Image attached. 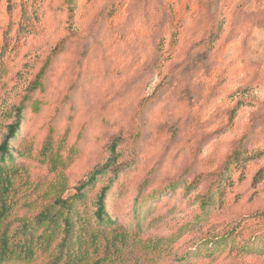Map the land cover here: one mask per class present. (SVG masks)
<instances>
[{
    "label": "rangeland",
    "instance_id": "1",
    "mask_svg": "<svg viewBox=\"0 0 264 264\" xmlns=\"http://www.w3.org/2000/svg\"><path fill=\"white\" fill-rule=\"evenodd\" d=\"M63 35L68 48L31 89ZM24 97L29 107L9 140L11 220L70 194L116 142L110 169L79 206L100 243L110 230L91 215L108 185L105 207L120 227L160 242L134 248L141 264H184L182 254L206 264L189 251L221 236L223 255L233 246L225 262L264 264L242 249L264 232V181L251 186L264 153L242 171L223 165L250 124L254 150L264 144V0H0V142ZM48 137L65 162L42 149ZM220 176L225 188L204 212Z\"/></svg>",
    "mask_w": 264,
    "mask_h": 264
},
{
    "label": "trees",
    "instance_id": "2",
    "mask_svg": "<svg viewBox=\"0 0 264 264\" xmlns=\"http://www.w3.org/2000/svg\"><path fill=\"white\" fill-rule=\"evenodd\" d=\"M70 1L62 0L63 4L67 6H69ZM68 39H70L69 35H63L56 41L47 56L46 63L40 68L33 80L31 89H36L42 85L40 78L45 76L46 68L50 62L68 48L66 45ZM27 107H29V99L24 97L15 107L14 119L7 125L6 133L0 142V264H29L36 261L38 257H42L39 264H141L140 259L142 260V258L135 254L134 248H138L140 245L143 248L153 250L158 247L160 242L139 238L137 232L130 234L120 227L117 219L113 218L105 207L108 185L102 186L96 195L95 208L91 215L94 225L110 230L109 236L103 234V242L100 243L99 232L91 229L90 220L83 216L79 210V206L85 198L86 190L95 183L99 176L110 169L115 158L113 151L116 142L110 145L112 154L108 160L103 165L93 169L85 180L74 186L70 194L66 196L57 195L50 204L43 207L31 218L17 219V224H14L16 220L10 219L15 202L14 182L17 169L13 162L14 157L9 146V140L15 137L19 130ZM35 109L37 110L36 104ZM255 129L256 125L250 124L247 131L239 139L236 148L225 159L224 167L233 164L235 166L234 171L236 168L242 171L246 164L254 159L255 155L259 156L264 153V144L254 150V146L250 142ZM50 137L44 142L42 149H50L52 152L54 148ZM51 155L58 162H65L67 158L63 156L58 147L54 149ZM221 181L222 177L220 176L214 190L203 195L201 208L204 212L214 203L213 193L225 188ZM262 181H264V170L261 166L252 175L251 186ZM262 212L264 213V210ZM256 238H261L264 241V232L249 238L248 244L242 246L244 254L256 253L264 256V245L259 246L257 250L249 245V243L253 244ZM227 245L229 244L226 236H221L213 241L198 244L189 253L193 254L195 258L200 255L207 259L208 263L206 264H235V262L224 261L233 247L229 246L226 255H223L222 251ZM186 258L187 255L182 254L177 261H185L184 264H187ZM228 258L231 259V256Z\"/></svg>",
    "mask_w": 264,
    "mask_h": 264
}]
</instances>
